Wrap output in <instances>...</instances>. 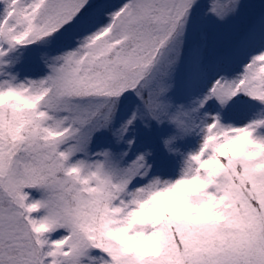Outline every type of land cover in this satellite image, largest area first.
<instances>
[{
	"label": "snow or ice",
	"instance_id": "1",
	"mask_svg": "<svg viewBox=\"0 0 264 264\" xmlns=\"http://www.w3.org/2000/svg\"><path fill=\"white\" fill-rule=\"evenodd\" d=\"M0 264H264V0H0Z\"/></svg>",
	"mask_w": 264,
	"mask_h": 264
}]
</instances>
